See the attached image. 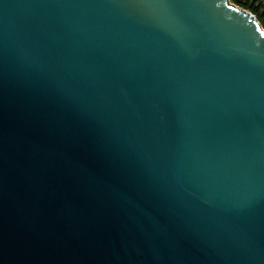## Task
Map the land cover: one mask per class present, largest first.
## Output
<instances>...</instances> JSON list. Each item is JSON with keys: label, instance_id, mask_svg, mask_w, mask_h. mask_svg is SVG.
<instances>
[{"label": "water", "instance_id": "obj_1", "mask_svg": "<svg viewBox=\"0 0 264 264\" xmlns=\"http://www.w3.org/2000/svg\"><path fill=\"white\" fill-rule=\"evenodd\" d=\"M0 264H264L256 15L0 0Z\"/></svg>", "mask_w": 264, "mask_h": 264}, {"label": "trees", "instance_id": "obj_2", "mask_svg": "<svg viewBox=\"0 0 264 264\" xmlns=\"http://www.w3.org/2000/svg\"><path fill=\"white\" fill-rule=\"evenodd\" d=\"M239 4L247 7L254 13L264 26V0H235Z\"/></svg>", "mask_w": 264, "mask_h": 264}, {"label": "rangeland", "instance_id": "obj_3", "mask_svg": "<svg viewBox=\"0 0 264 264\" xmlns=\"http://www.w3.org/2000/svg\"><path fill=\"white\" fill-rule=\"evenodd\" d=\"M230 1L233 2V3H235V4H237V5H239V6H241V7H243V8H247V7H245V6L241 5V4H239V3L236 2L235 0H230ZM247 9H248V8H247ZM259 23L261 24L262 28L264 29V26H263V24L261 23V21H259Z\"/></svg>", "mask_w": 264, "mask_h": 264}]
</instances>
